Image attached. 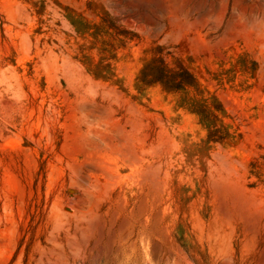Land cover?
<instances>
[{
  "label": "rangeland",
  "instance_id": "rangeland-1",
  "mask_svg": "<svg viewBox=\"0 0 264 264\" xmlns=\"http://www.w3.org/2000/svg\"><path fill=\"white\" fill-rule=\"evenodd\" d=\"M0 264H264V0H0Z\"/></svg>",
  "mask_w": 264,
  "mask_h": 264
}]
</instances>
